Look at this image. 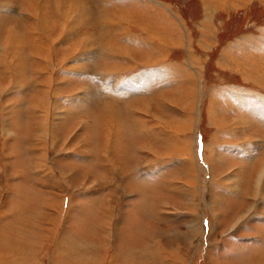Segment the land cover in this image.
Listing matches in <instances>:
<instances>
[{"label":"rangeland","instance_id":"374dc122","mask_svg":"<svg viewBox=\"0 0 264 264\" xmlns=\"http://www.w3.org/2000/svg\"><path fill=\"white\" fill-rule=\"evenodd\" d=\"M37 1L47 3L41 19L32 0H0V238L10 239L11 245L16 239L20 243L8 248L0 240V264H108L112 256L116 264H264V124L259 121L264 116V84L244 80L238 72L245 69L232 64L235 60L249 65L253 72L262 71L264 0H250L218 15L204 11L198 0H89L87 14L80 19L64 15L59 0ZM160 3L167 8H160ZM120 13H130V21H107L108 16L113 19ZM38 21L52 40L40 30L41 25L33 27ZM144 21L146 28L165 36L163 41L169 39L166 68L162 54L155 50L157 42L147 39L142 30ZM15 29L24 35L20 46L27 67L22 87L9 86L5 79L12 66L5 51ZM229 43L233 45L226 51ZM118 48L130 50L131 56L118 54ZM147 59H152V64L141 63ZM188 60L201 73L203 95L193 129L192 110L187 109L190 118H182L179 114L184 113V105L179 103L175 109L159 98L168 93L173 99L172 91L179 89L184 75L175 76L172 68L187 71ZM191 74L193 86L198 88V76ZM135 78L141 80L140 86ZM233 86L235 92L248 89L253 96L238 98L229 91ZM41 91L50 98L51 113L45 118L48 132L38 129L36 123L43 110L41 105L35 109ZM125 91L128 94L121 96ZM208 99L217 102L226 118V127L217 134L210 120L214 118L206 114ZM106 102L114 103L113 108L124 118L122 137ZM149 103L152 114L183 122L185 133L180 137L177 130L174 143L186 135L189 149L198 148L200 153L209 140L216 139L215 157L209 162L215 170L212 176L190 169L195 165L193 156L187 165L188 154L179 153L172 145L167 149V135L152 137L153 131H160L156 118L131 109L133 104L140 108ZM12 104L16 114L9 111ZM255 105L263 106L262 114ZM251 108L260 118L250 113ZM239 118L246 126L240 132H230L236 125L240 130L241 125L235 123ZM13 119L19 120L16 125ZM3 128L19 131V140L6 137ZM31 131L40 136L39 143ZM110 131L116 134L108 147L113 164H107L103 154L102 133ZM249 135L255 136L251 138L256 146L243 150L244 140H252L245 139ZM36 145L45 151L49 166L38 173L31 167L35 154L41 152L40 148L39 153L34 150ZM147 147L154 151L149 153ZM156 151L159 154H153ZM204 154L198 155L199 162L205 160ZM262 159L257 189L253 181ZM39 163H43L40 157ZM236 168L240 177H231L229 173ZM61 170L67 172V178ZM185 170L192 173V179ZM48 197L51 201L44 208ZM108 197L112 205L110 230L100 228ZM104 213L108 215L105 209ZM25 220L27 226H19Z\"/></svg>","mask_w":264,"mask_h":264},{"label":"bare ground","instance_id":"6f19581e","mask_svg":"<svg viewBox=\"0 0 264 264\" xmlns=\"http://www.w3.org/2000/svg\"><path fill=\"white\" fill-rule=\"evenodd\" d=\"M60 1V5H61V9H62V11H63V13H64V15H66L69 19H80L81 17H83V16H85L86 14H87V10H86V8L90 5V2H89V0L87 1V0H59ZM114 1H119V0H114ZM127 1H130V0H127ZM133 1V0H132ZM201 4L200 5H202V9L204 10V11H211V12H213V13H215L216 15H218V14H222V13H228V12H230L231 10H236V9H239V8H241V5L243 6L244 4H247V3H249L250 2V0H198ZM47 5V3L46 2H38L37 0H32V6L33 7H35V6H37L38 7V9H39V17L38 18H42V13L44 12V7ZM246 6V5H245ZM69 7H72L71 9L69 8ZM159 7L160 8H163V9H166L167 8V6L165 5V4H159ZM172 6H170V8H171ZM247 7V6H246ZM209 9H211V10H209ZM46 13L48 14L49 12L48 11H46ZM49 15V14H48ZM119 15V14H118ZM118 15H113L114 17H113V19L111 18V15L110 16H108L107 17V21L108 20H113L114 21V23L115 24H118V22H127V20H129L130 21V19H131V15H130V13L129 14H121L120 13V16H118ZM209 16V15H208ZM111 18V19H110ZM204 19H206L207 20V18H206V16L205 17H203ZM34 20H36V18H34ZM134 20V19H133ZM109 22V21H108ZM141 22V21H140ZM110 23V22H109ZM35 24H39V25H41V23L38 21V22H34V23H32V25H33V27H34V25ZM136 24V23H135ZM134 24V25H135ZM129 25V24H128ZM140 25V24H139ZM147 25V21H144V23H143V25H142V30L145 32V34H147L148 35V37H147V39H153L154 41H156L157 43H156V45H155V50H157L158 51V54H162V56H163V61L162 62H164L165 63V68L167 67L166 66V62H165V58L167 59V57L169 56V52H168V47H167V44H169L170 42H169V39H166L165 41H163V39H162V37H165L162 33L161 34H158V31L156 30V29H148V28H146L145 26ZM200 25L201 26H204L205 25V23H200ZM212 25V24H211ZM42 26V25H41ZM41 26H38V27H41ZM116 26H118V25H116ZM35 27L37 28V26L35 25ZM129 27V26H128ZM211 27V26H210ZM40 29V28H39ZM41 31H43V33H45V31H44V29H43V26H42V29H40ZM62 30V29H61ZM50 31H52V29L50 30ZM64 32V31H63ZM62 31H61V33H63ZM212 32H213V30H212ZM216 32V31H215ZM214 32V33H215ZM262 32H264V28H263V31ZM7 33H9V30H8V32ZM6 33V34H7ZM51 33V32H50ZM38 35V34H37ZM45 35L47 36V37H49L50 38V40H52V36L49 34V32H47V33H45ZM209 35H211V34H209ZM217 35V34H216ZM124 37V36H123ZM214 37H216L215 35H214ZM6 39V38H5ZM23 39H24V35H23V33H22V31H16V29L14 30V32H13V30H12V37H11V42H10V44H9V47L7 48V51H5L6 53H5V55H7L8 56V62H10L11 64H12V66H11V72L9 71V73H8V75H6V77H5V79H6V82H7V84L9 85V84H11L12 86H14V87H22V83H24V82H22V75H23V70L27 67V60H26V58H25V54L23 53V51H22V48H21V46H20V44H21V42L23 41ZM144 39V38H143ZM264 39V38H263ZM41 40V39H40ZM49 40V41H50ZM157 40H159V41H157ZM160 40H162V41H160ZM5 41V40H4ZM3 41V42H4ZM42 41V40H41ZM88 42H92V40L91 39H89V40H87ZM137 41V40H136ZM162 42V43H161ZM159 44H162V46H161V49H158V45ZM230 45H233L232 43H229V44H227L226 46H225V50L226 51H228L229 50V46ZM4 46V45H3ZM6 46V45H5ZM170 46V45H169ZM42 47V46H41ZM152 47V46H151ZM257 47V46H256ZM3 48V47H2ZM154 48V47H153ZM152 48V49H153ZM255 48V47H254ZM258 48V47H257ZM5 49H6V47H5ZM48 49V48H47ZM232 49V48H231ZM41 50V49H40ZM252 50V49H251ZM46 52V51H45ZM117 52H118V54L119 53H121V54H126V55H129V56H131V51L130 50H127V49H124V48H118V50H117ZM160 52V53H159ZM4 53V52H3ZM50 53H51V51H50ZM160 54V55H161ZM189 55H192L191 54V51H190V54ZM230 55V54H229ZM229 55H227V56H229ZM1 56V55H0ZM192 58V57H191ZM191 58H189V60L191 59ZM229 60H232L230 57H227ZM128 59H130V58H128ZM1 60V59H0ZM4 60V59H3ZM187 61L188 63H187V66H188V70L186 71V69H184L183 70V72L181 71V69H179L178 67H173L172 69V72L171 73H174L175 74V76L177 75V76H183L184 75V78L182 77V79L180 80V82H179V89H176L175 91H172L173 93H175V95L172 97L173 99H170L169 97H170V94H162V95H160L161 97H159L160 98V101H161V103H164L165 102V104L167 103V102H169V103H171L172 104V106L176 109L177 108V106H179V103H181L180 105L182 106V105H184V107H182V108H184L185 109V111H184V113H181V114H179V115H181L182 116V118H185V115H186V117H189L190 118V115L191 114H189L188 115V113L190 112V110H192V113H193V116H194V119L191 117L190 118V120H192V122H190V123H192V129H193V126H194V124L195 125H197L196 123H197V121H198V110L200 109V103H201V100H202V98H203V95H201V90H200V87L202 86V83H201V73H200V71H198L196 68L197 67H192V65H194V64H192V62L191 61ZM7 61V60H6ZM33 61H35V59L33 60ZM152 59H147L146 60V63L144 62V61H142L141 63H143V64H152ZM155 61V60H154ZM6 63V62H5ZM37 63V62H36ZM36 63H35V65H36ZM158 63V62H157ZM161 63V62H160ZM167 63H169V62H167ZM175 63V62H174ZM223 63V62H222ZM175 64H178L177 62L175 63ZM224 64V63H223ZM232 64H237V66L238 67H243L244 69H245V71H247V72H245V71H243V72H238L239 73V75L244 79V80H248V81H253V82H255V83H257V84H259V85H261L260 83H262V85L264 84V76H263V74H264V66H262V71L260 72H256L257 70H255V72H253L251 69H249V65H247L246 64V66H243V64H242V62H236L235 60H232ZM242 64V65H241ZM3 65V64H2ZM5 65V64H4ZM34 65V66H35ZM145 66V65H144ZM180 66V65H179ZM225 66V65H224ZM193 68V71H192V68ZM236 67V66H235ZM3 68H5V67H3ZM182 69H183V67H181ZM237 68V67H236ZM45 70V69H44ZM121 70H123V69H121ZM6 72V71H5ZM27 72V71H26ZM37 72V71H36ZM184 72H187V73H184ZM191 72H195L196 74H197V76H198V80H197V85L199 86L198 88H197V86H196V88L193 86V84H194V82L192 81L193 80V74H191ZM263 72V73H262ZM39 73V72H38ZM37 73V74H38ZM108 73H112V72H108ZM167 73H169V72H167ZM1 74H2V72H1ZM42 74V73H41ZM13 75H17V77H13ZM25 75V74H24ZM46 75V74H45ZM45 75H44V77H45ZM42 76V75H41ZM2 77V76H1ZM3 78V77H2ZM32 79V78H31ZM59 79V78H58ZM25 81V80H24ZM26 81H27V79H26ZM52 81V80H51ZM135 83H136V85L138 84L139 86L141 85V80H139L138 78H135ZM203 82V81H202ZM33 83V82H32ZM204 83V82H203ZM10 86V85H9ZM50 86V85H49ZM238 87V86H237ZM1 88H3V84H2V82H1V80H0V89ZM5 88V87H4ZM231 89L229 90V91H231L233 94L235 93V95H236V93H237V97L238 98H240V97H242V99H243V96L242 95H249V90L248 89H246V91L244 90L243 92H235V90H234V86H233V88L232 87H230ZM43 89H45V87L43 88ZM51 90V89H50ZM99 91V93H101L100 92V90H98ZM209 91V90H208ZM38 92V91H37ZM42 92V91H41ZM50 92V91H49ZM230 92V93H231ZM43 94H41L38 98H37V101H36V105H35V109L38 111V105H41V106H43V110H42V113L41 114H39V115H37L36 117H37V120H36V123H37V128L38 129H45L46 130V132H48V127H47V121H46V123H45V118L49 115V113H51V112H49V109H51L50 108V98H48V93H44V92H42ZM203 93V92H202ZM209 94H210V92H208ZM37 94H39V93H37ZM123 94H128L126 91L125 92H121L120 93V95L121 96H123ZM130 95L132 94V92H130L129 93ZM164 95V96H163ZM205 95V94H204ZM59 96V95H58ZM163 96V97H162ZM206 96V95H205ZM212 97V96H211ZM128 98V97H127ZM47 99H48V101H47ZM129 99V98H128ZM127 99V100H128ZM1 101H2V99H0ZM209 100V99H208ZM0 101V102H1ZM229 102V101H228ZM237 102V101H236ZM147 103V102H146ZM209 105H208V107H207V112H206V114L208 115V117H213L214 119L212 120V119H210L211 120V123L213 124V127H214V133H216V132H218L219 130H222V128L224 127H226V118H224V115H223V113L221 112V110H220V108L218 107V105H217V102H215L213 99L212 100H209ZM230 104V103H229ZM105 105H107L108 106V108H109V111H108V109H107V111H108V113L111 115V116H114V119H115V122H116V132L118 133V136H120V137H122V135L124 134V129L126 128V127H124V128H122V126H123V122H124V118L122 117V114L120 113V111L118 112V110L117 109H114L113 108V105H114V103L112 104V103H105ZM11 107H10V112L11 113H15L16 114V105H15V107H14V105L12 104V105H10ZM33 106V105H32ZM54 106V105H53ZM136 106V104H133V106H131V109L133 110V111H135L136 113H150L151 115H152V117L154 116V118H156V122H157V124L158 125H160L159 127H160V131H153L152 133V137H154V139H158L159 137H163L164 136V138H166L165 137V135H167V149L169 148V146H171L172 145V147H173V149H176L177 151H179V153L181 152L182 154H188V162H187V165H189V164H191V161L192 160H190V158H191V156H193V163L195 164L194 165V167L191 165V167H190V169H195L196 171H199V172H202L204 175L205 174H208L209 176H212L213 174H214V169L212 168V165H210L209 164V162H211V161H213L214 160V152H212V149H213V146H214V141L216 140V139H211V140H209V142H207V145H204L203 146V150L201 151V152H203V154H204V152L206 153V155L204 154V156H205V160L204 161H202V162H199V157H198V155L201 153H199L198 152V148H195V149H189V147H188V145L190 144V141H189V139L187 140V136L186 135H184V137H182V138H180V143H174V141H173V138H174V136L176 137V132H177V130H178V133L180 134V137L181 136H183V134L185 133V130H184V128H185V126H183V122H181V120H180V118L179 119H177V121H175L174 119L172 120V119H169V120H167V119H164V118H161L156 112H154L155 114H152L153 112H151V108H150V106H151V104L149 103V105L148 104H142L141 105V107L140 108H137V107H135ZM55 107H56V105H55ZM180 107V106H179ZM187 107V108H186ZM17 108H19V107H17ZM34 108V107H33ZM54 108V107H53ZM153 109H155L156 107L154 106V107H152ZM181 108V109H182ZM152 109V110H153ZM187 109H190L189 110V112H187ZM20 110V109H19ZM154 111V110H153ZM183 111V110H182ZM178 113H180L179 112V108H178V111H177ZM255 112L257 113L258 111L256 110V109H254V108H251L250 109V113L253 115V116H255L256 118H260L259 117V115H255ZM11 113H10V116H11V118H12V115H11ZM60 114V113H59ZM53 116H54V114H53ZM55 116H57V115H55ZM252 117V116H251ZM123 118V119H122ZM3 120V119H2ZM55 120V119H54ZM13 121H14V124L16 125L17 124V121H19L18 119H13ZM260 121V123H261V125L262 124H264L263 123V121H261V119L259 120ZM6 122H7V119H5L4 118V125L6 124ZM210 122V121H209ZM160 123V124H159ZM235 123H239L240 125H241V127H240V130L236 127V126H239V125H236L234 128H236V129H233V131H230V132H240L241 130H242V126H246V121L243 119V118H239L237 121H235ZM125 124V123H124ZM18 126V125H17ZM143 127H145V126H143ZM167 128H169V129H171V131L170 130H168ZM229 128V127H228ZM17 129V128H16ZM227 129V128H226ZM225 129V130H226ZM2 130H5L4 132H3V134H5L6 135V137H8V136H11V138L12 139H14L15 141H18L19 140V136H20V134H18V132H12L11 130H8V129H2ZM142 130V129H141ZM16 131V130H15ZM143 131V130H142ZM227 131V130H226ZM261 132H263L262 130H261ZM32 133V138L33 139H35L36 140V142H40V136H38L34 131H31L30 132V134ZM143 133V132H142ZM29 134V135H30ZM217 134V133H216ZM111 136L113 137V140L115 139V137H116V134H114L113 132H103L102 133V137L104 138V149H103V154H104V156H105V159H106V162H107V164L110 162V164H113L112 163V161L110 160V158H109V149H108V147H109V143H110V138H111ZM261 136V135H260ZM263 136H264V134H263ZM5 137V136H4ZM249 137H250V139H252L253 137H255V136H253V135H249L247 138H245V139H249ZM252 137V138H251ZM118 138V137H117ZM186 138V139H185ZM191 138V137H190ZM50 139H51V137H50ZM53 140H54V144L56 143L55 142V139L56 138H52ZM179 139V138H178ZM57 140H59V139H57ZM56 140V141H57ZM112 140V141H113ZM191 140V139H190ZM194 140V139H193ZM263 141H264V137H263V139H262ZM195 141V140H194ZM193 141V142H194ZM45 142V141H44ZM244 142L245 143H250V144H245L244 143V149L243 150H246L245 149V147L246 146H250V145H253V146H256V143H254V140L252 139L251 141L250 140H244ZM261 142V141H260ZM195 144H196V141H195ZM181 145V146H180ZM258 145V144H257ZM43 146V145H42ZM253 146H252V148H253ZM165 147V148H166ZM181 147L183 148V149H181ZM187 147V148H186ZM251 147V146H250ZM39 148H40V145L39 146H37L36 145V147L34 146V150L35 151H37L38 153H39ZM113 148V147H112ZM151 148V147H150ZM149 147H147L146 148V150L150 153V150L151 151H154V149L152 150V148L150 149ZM191 150H193V151H191ZM40 153L38 154V155H36L35 154V156H36V158H35V164L34 165H32L31 167L34 169V171H36L37 173H38V170L41 168V167H45V168H47V167H49V166H47L46 165V163H45V151L43 150H41V148H40ZM184 153H183V152ZM159 152V151H158ZM157 151L156 152H154L153 154H159ZM163 152V151H162ZM161 152V153H162ZM169 152V151H168ZM191 152H192V154H191ZM135 153H136V151H135ZM202 155V154H201ZM203 156V157H204ZM39 157H40V160L43 162V163H41V165H40V163H39ZM251 158V157H250ZM218 161V160H217ZM34 162V161H33ZM109 164V165H110ZM262 164H263V159L261 160V163H259V167H258V169H257V172H256V176H254V181H253V186H254V188H257V189H259L260 188V180H261V176H262V173H263V168H262ZM28 167V166H27ZM137 167V166H136ZM135 167V168H136ZM218 167H220L219 165H218ZM30 168V167H29ZM241 168V167H240ZM32 169V170H33ZM116 169V168H115ZM239 169V168H238ZM0 170H1V168H0ZM241 170H242V168H241ZM1 172H2V170L0 171V175H1ZM250 172H251V170H250ZM250 172H248V173H250ZM60 173H64L65 174V176L64 177H66L67 178V172H63L62 170H61V172ZM185 173L187 174V177H188V179H192V173L189 171V170H185ZM240 173V172H239ZM261 173V174H260ZM4 174H5V172H4ZM230 176L231 177H240V175H238V173H237V168L234 170H232L230 173ZM220 177V176H219ZM112 178V177H111ZM211 178V177H210ZM218 178V177H217ZM214 178H211V180H213ZM249 179V178H248ZM112 180V179H111ZM65 181V180H64ZM252 183V182H251ZM58 184V183H57ZM66 184V183H65ZM251 185V184H250ZM57 187H59V186H57ZM253 188V187H252ZM251 189V188H250ZM58 190H59V188H58ZM3 194V193H2ZM49 194H51V193H49ZM51 196V195H50ZM49 196V197H50ZM54 196V195H53ZM46 198L45 199V201H44V203L45 204H43V206H45L46 204H47V201H51L50 200V198ZM252 197V196H251ZM256 197H257V195H256ZM52 198V197H51ZM65 199V198H64ZM62 200H63V198H62ZM42 201V200H41ZM57 201V200H56ZM56 201H54V202H56ZM251 201V200H250ZM3 202V200H2V198H1V196H0V206H1V203ZM165 203V202H164ZM41 204V203H40ZM51 204V203H50ZM250 204V203H249ZM48 205H49V203H48ZM58 205V204H57ZM59 206V205H58ZM114 207V206H113ZM3 208V207H2ZM1 208V209H2ZM44 208H46V206L44 207ZM48 208V207H47ZM54 207L52 206V209H53ZM247 208V207H246ZM49 209H50V205H49ZM104 209L107 211V213H108V215L107 214H105L104 213ZM111 209H112V205H111V199L108 197V199L106 200V205H105V208H103V213H102V218H101V220H100V223H101V226H100V228L102 227V228H104L105 229V226L106 227H108L107 228V230H110V221H111V218H110V211H111ZM3 210V209H2ZM212 210V209H211ZM3 214V213H2ZM2 214H1V217H3L2 216ZM213 215H215V213L214 212H211V216L210 217H212ZM202 216V215H201ZM201 216H199V214L197 215V217H200V219H201ZM217 216V215H216ZM36 219H37V217L36 216H34ZM195 217V216H194ZM203 217V216H202ZM205 217V216H204ZM35 219V220H36ZM53 219V218H52ZM212 219L215 221V218H213L212 217ZM2 220V219H1ZM35 220H33V221H35ZM26 221L27 220H25V222L24 223H20L19 224V226H27V224H26ZM23 222V221H22ZM53 222V221H52ZM213 222V221H212ZM211 222V223H212ZM35 224V223H34ZM210 224V223H209ZM212 225H213V228H214V224L212 223ZM35 226V225H34ZM194 226V225H193ZM196 226V225H195ZM31 227V226H30ZM36 227V226H35ZM42 227V226H41ZM197 228H198V226H196ZM200 228V227H199ZM47 230V229H46ZM21 231H22V229L21 228H19L18 230H17V234L18 235H20L21 234ZM203 231V230H202ZM111 232H112V230H111ZM100 237V236H99ZM19 238H21V237H19ZM0 240H1V242L2 243H4L6 246H8V248H11V247H15V246H18L20 243H19V239L17 240L16 239V241L15 242H13V244L11 245V240L9 239V240H7L5 237L4 238H0ZM11 241V242H10ZM105 241V240H104ZM108 242V241H107ZM108 243H110V242H108ZM66 245V244H65ZM62 246V245H61ZM107 246V245H106ZM8 250V249H7ZM16 251H17V249H16ZM96 251V250H95ZM149 252V251H148ZM155 252V251H154ZM172 252H174L173 250H172ZM172 252H171V254H172ZM208 252V251H207ZM144 253V252H143ZM158 253V252H157ZM149 254V253H148ZM152 254V253H151ZM166 254H168V253H166ZM173 254H176V252L175 253H173ZM155 255V254H154ZM201 255V254H200ZM102 256V255H101ZM131 256V255H130ZM129 255H128V257H130ZM151 256V255H150ZM148 257V256H147ZM162 257V256H161ZM165 257V256H164ZM115 256H112V260H111V258H110V260L108 261V264H116L115 263ZM150 258V257H149ZM149 258H147V259H149ZM199 258H200V256H199ZM105 259V258H104ZM124 259H127V258H124ZM160 259V258H159ZM158 259V260H159ZM162 259V258H161ZM169 259H171V257L169 258ZM201 259V258H200ZM91 261V260H90ZM126 261H128V260H126ZM131 261H133V260H131ZM154 261V260H153ZM159 261H161V260H159ZM162 261H164V260H162ZM170 261V260H169ZM76 262V261H75ZM130 263V262H129ZM129 263H127V264H129ZM134 263V262H133ZM153 263V262H152ZM164 263H167V261L165 260L164 261ZM160 264H162L161 262H160ZM168 264V263H167ZM173 264H175V263H173Z\"/></svg>","mask_w":264,"mask_h":264},{"label":"crops","instance_id":"0c3cea01","mask_svg":"<svg viewBox=\"0 0 264 264\" xmlns=\"http://www.w3.org/2000/svg\"><path fill=\"white\" fill-rule=\"evenodd\" d=\"M253 95H251V93H249L248 97H252ZM259 96H256V99L259 101ZM260 102V101H259ZM261 104H264V95L261 94ZM259 105V104H258ZM258 105H255V108L256 109H260L261 108V114H262V105L258 106ZM264 108V107H263ZM261 116V115H260ZM261 120L264 122V116H261Z\"/></svg>","mask_w":264,"mask_h":264}]
</instances>
